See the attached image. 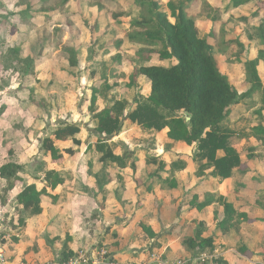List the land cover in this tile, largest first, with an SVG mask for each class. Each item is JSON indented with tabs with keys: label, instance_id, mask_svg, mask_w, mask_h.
Segmentation results:
<instances>
[{
	"label": "crops",
	"instance_id": "0c3cea01",
	"mask_svg": "<svg viewBox=\"0 0 264 264\" xmlns=\"http://www.w3.org/2000/svg\"><path fill=\"white\" fill-rule=\"evenodd\" d=\"M155 1L161 6L171 0L162 4ZM103 6L94 2L86 10L78 3L77 21L69 19L87 43L80 51L77 67H70L68 56L63 64V58L58 62V57L68 54L56 49L58 57L50 60L44 55L33 73L28 75L24 67L23 80L3 86L12 104L7 102L0 111V133H6L3 139L7 142L0 167L13 163L24 168L22 181L9 193L6 205L0 203V212L9 223L0 238L5 264L58 261L65 246L76 254L75 258L87 259L89 264H264V140L251 135L255 127H264V60L257 68L262 90L231 107L224 122L233 133L231 144L241 156V166L228 179L212 177V169L199 176L200 164L194 159L196 146L172 141L168 128L147 131L126 118L137 107L136 102L147 99L152 91L151 82L144 76L128 88L135 68H170L177 61H162L152 55L149 61L140 62L137 52L142 47L128 41L129 32L122 29L121 33L120 28L114 33L105 32L103 27L108 21L118 24L122 20L131 27L133 18L139 19L141 9L137 16L119 14L112 20L105 14L104 19L98 20ZM186 12L194 19L200 38L214 48L222 74L240 95L246 94L251 84L245 63L256 60L264 51V0H248L239 7H233L231 0H191ZM163 13L175 23L168 9ZM232 23L241 27L230 40L227 32ZM94 25L99 32L93 35L89 26ZM106 36L118 40L117 47L113 46L115 54L105 50ZM101 38L100 44L94 41ZM127 42L136 46H130L132 50L124 56L121 49ZM102 49L106 52L100 56ZM233 53L236 58H229ZM21 57L29 58L24 54ZM106 86L110 89L105 90ZM94 88L105 90L97 95V113L113 99L127 104L121 129L112 136L100 137L96 132L97 120L90 112ZM40 106L48 110L47 116L41 113ZM17 119L22 122L23 134L14 128ZM60 123L80 126L76 139L81 145H75L72 139L55 141L63 158L53 161L41 146L45 138L53 137ZM12 133L14 138L9 140ZM100 140H105L103 146L110 148L119 162L101 160L104 153L97 150ZM68 150L74 153L69 154ZM223 155L218 152L219 157ZM155 160L166 165L158 177ZM47 172H55L63 179L55 190L47 186ZM160 179H174L177 187L171 188ZM31 185L38 191L46 188L50 195L42 198V213L36 216L23 212L17 202V196ZM5 186L6 181L0 178V188ZM206 201L213 203L199 211L197 204ZM225 204L233 207V220L222 228L219 224L226 218ZM21 218L24 225L20 224ZM200 225L204 226L202 238L214 240L212 252L190 251L184 245Z\"/></svg>",
	"mask_w": 264,
	"mask_h": 264
},
{
	"label": "trees",
	"instance_id": "16d2710c",
	"mask_svg": "<svg viewBox=\"0 0 264 264\" xmlns=\"http://www.w3.org/2000/svg\"><path fill=\"white\" fill-rule=\"evenodd\" d=\"M68 1L63 0V4ZM190 1L182 0L177 3L171 0L167 4L171 18L175 19L173 24L155 0H134L142 12L139 19L133 20L127 37L130 42L141 45L142 48L137 52L140 62L149 61L152 55H158L162 61L175 59L177 64L170 68L144 66L135 68L128 88L136 85L138 77L144 76L151 82L152 91L147 99L136 102L137 107L126 118L147 131H162L168 128V137L172 141L196 146L194 159L200 164L199 176L205 175L206 170L212 169L210 174L212 177L228 179L233 175V171L241 166L242 161L240 154L231 144L233 133L224 126V122L230 114L231 107L262 90L263 84L257 68L259 62L264 60V51L259 52L256 60L245 63L246 77L251 88L246 94L240 95L228 77L220 71L214 48L207 40L200 38L194 19L187 14L186 9ZM231 2L233 7H239L248 0H231ZM22 15L26 17L24 20L26 22L29 19L28 13L24 12ZM9 17V13L0 1V25L7 23ZM68 24L72 25L69 19ZM62 31L61 27L55 29L59 41ZM261 32L264 34V28ZM262 38L264 42V37ZM59 49L68 54L70 67L79 65V51L76 48L67 47L59 42ZM20 52V47L7 50L9 57L18 56ZM33 64V60L29 58L25 60L28 75L33 73ZM104 89L110 88L106 86ZM99 94L102 95V92L94 88L90 105V112L97 120L96 132L100 137L112 136L121 129L127 104L113 99L102 112L97 113L96 104ZM187 118L190 120L187 121ZM80 131L79 125L60 123L53 137H47L42 141L41 149L49 154L53 161H61L63 155L55 146V141L72 139L75 145L80 146L81 142L76 139ZM251 135L261 141L264 140V127H255ZM103 141L100 140L97 146V150L104 153L101 160L119 162L110 148L103 146L105 143ZM220 151L224 153L222 157L218 156ZM67 153L74 152L68 150ZM155 162L158 165L155 176L158 177L166 165L162 161L155 160ZM23 171V166L13 163L0 167V178L6 181L5 188H0L2 205H6L9 193L22 181L20 175ZM45 181L51 190H55L63 183V179L55 172H47ZM160 181L163 184L168 183L171 188L177 187L174 179L168 181L160 179ZM44 196H50L46 188L38 191L35 185H31L17 196V202L23 212L36 216L42 213L41 202ZM52 198L55 201V197ZM197 200L198 198L195 197L194 201ZM211 203L213 202L206 201L197 204L196 207L202 211ZM232 209L231 205L225 204L226 218L219 224L220 227L223 228L233 220ZM20 224L24 225L22 218ZM203 231L204 226L200 225L195 236L185 240L184 245L188 250L199 249L202 253L214 251L213 238H202ZM148 233L154 237L152 232ZM75 257L76 254L65 246L59 261L68 262Z\"/></svg>",
	"mask_w": 264,
	"mask_h": 264
},
{
	"label": "rangeland",
	"instance_id": "374dc122",
	"mask_svg": "<svg viewBox=\"0 0 264 264\" xmlns=\"http://www.w3.org/2000/svg\"><path fill=\"white\" fill-rule=\"evenodd\" d=\"M0 1L3 3V5L5 6V10L9 13L10 16L7 23L4 22V25L3 24L0 25V91H1L0 111L2 110V107L6 105L7 102L8 104H12L11 102L8 101V97L6 98L7 91L5 90L6 87H3L4 84L11 83L12 81L15 80L16 82L19 83L21 80L24 79L23 72H24L26 59H23L21 57L23 54L25 56H29V59L33 60L34 64L32 68H35V64H37L38 61H41L44 55L51 60L58 57L59 55L58 50L64 52L63 50L59 49V42L67 47L76 48L79 51V54L81 49L87 45L81 30L76 29L74 25L68 24V19L70 18H73V20L77 21L75 16L77 13L76 11L78 10L77 8L78 3L83 5L86 8V10H89L88 7L92 6L94 2L95 4L96 2L100 3L102 4V6L104 4L105 7L103 6V9L99 7L102 11H99L100 16L98 20H101L102 18L104 19V16H106L105 14L110 15L112 17V20L120 16L119 14L123 16L126 15V17H132L136 15L137 14L136 12L140 9V7L134 3V0H102V2L101 0H69L66 4H63V0H48V1L0 0ZM157 1L162 4V2L164 1L167 2L168 0H157ZM161 8L162 10H165L167 9V5L163 4L161 5ZM24 12L25 13L27 12L29 15V19L26 22L24 21L26 17L22 15ZM92 15H94V13H92ZM119 23L118 24L112 22L109 23L108 21L106 26L103 27V30H105V32H112V33L117 32V30L119 31V28L121 29V33L123 32V30H125L126 32L131 31L130 23L128 21L122 20ZM96 26L95 25L94 27L89 26L91 31L94 32L93 35L96 32H99V28H97ZM113 26L116 27L113 28ZM238 26L241 27L240 24L238 23L237 24L232 23V25L229 24L227 33L230 40L232 36H234V34L236 33ZM57 27L63 28L60 41L58 40L55 33V29ZM231 27L233 30L231 29ZM112 28L113 30H111ZM245 29H247V27H245ZM102 38L98 40L96 39L94 41H96L97 44H100ZM106 38H107V41L105 42L106 49L105 48L104 49L110 50L115 54L117 50L113 51V49H115L114 47H117L118 40H113L112 36H106ZM210 43L213 44L214 41L210 40ZM130 46H136V45L127 42L125 47L121 49L125 54L124 56H128L127 51L132 50V47ZM9 47H20L21 48L20 54L18 56L13 55L12 57H9V55L7 54V50L9 49ZM104 49L100 50L101 52L100 56L105 54L106 51ZM85 50L86 49H84V51ZM39 52H41V54H39ZM67 56L68 55H62V57L57 58V61L61 62V59L63 58L62 59V64H63ZM228 57L236 58V54L234 53L229 54ZM68 61H69V56H68ZM224 61L225 60L223 59L222 60L223 65H225ZM84 69H86L84 72H87V68L84 67ZM33 77L37 78V76H33ZM35 78H31V80L34 82L36 81L35 83L37 84L40 83ZM42 85L43 84L41 83L40 87H42ZM47 85L49 84L47 83ZM47 89H49V86L46 88V90ZM102 89L103 88H101V90ZM2 91H4L5 94L2 93ZM104 92L105 90L102 91V93ZM120 94H123V92H121ZM256 107L258 108V106H255V108ZM39 110L41 111V113H45L46 116L48 115V110H45L41 106L39 107ZM251 122L252 120L250 121V124ZM14 123H15L14 128L17 129L21 134H23L24 128L22 127L21 120L17 119L14 121ZM53 129L54 128L52 127V130ZM2 133L3 134L0 133V143L1 144L3 143L4 146L2 147L0 145L1 146L0 158H2L3 153L4 154L7 153L5 150L7 142L4 141L3 139L6 138V133L4 131H2ZM10 137L11 138L9 140H13L14 138L13 133L12 136Z\"/></svg>",
	"mask_w": 264,
	"mask_h": 264
},
{
	"label": "built area",
	"instance_id": "2783aa9c",
	"mask_svg": "<svg viewBox=\"0 0 264 264\" xmlns=\"http://www.w3.org/2000/svg\"><path fill=\"white\" fill-rule=\"evenodd\" d=\"M6 229H9V224L4 220V216L0 212V238L2 235V232L6 233ZM4 239V238H3ZM0 263L5 264L6 263V257H5V251L3 248L2 240H0ZM46 264H89L87 259L84 258H73L68 262H60L58 261H51ZM115 264V263H110ZM143 264H150V263H143Z\"/></svg>",
	"mask_w": 264,
	"mask_h": 264
},
{
	"label": "water",
	"instance_id": "95a60500",
	"mask_svg": "<svg viewBox=\"0 0 264 264\" xmlns=\"http://www.w3.org/2000/svg\"><path fill=\"white\" fill-rule=\"evenodd\" d=\"M190 120V118H187V121H189Z\"/></svg>",
	"mask_w": 264,
	"mask_h": 264
}]
</instances>
